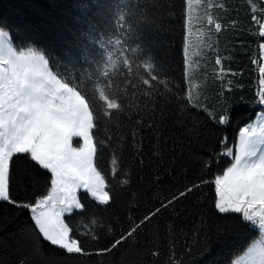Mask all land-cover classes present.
Here are the masks:
<instances>
[{
    "label": "snow or ice",
    "instance_id": "1",
    "mask_svg": "<svg viewBox=\"0 0 264 264\" xmlns=\"http://www.w3.org/2000/svg\"><path fill=\"white\" fill-rule=\"evenodd\" d=\"M247 4L259 49L256 123L238 129L235 150L224 135L202 156L195 149L212 128H230L240 87L235 73L223 78L217 51L236 22L215 13L230 5L80 0L71 25L23 29L0 16V202L31 225L16 264H129L133 252L137 264H194L197 251L240 240L218 264H264V2ZM177 25L178 64L161 39ZM213 53L209 102L198 58ZM21 187L31 196L14 195Z\"/></svg>",
    "mask_w": 264,
    "mask_h": 264
},
{
    "label": "trees",
    "instance_id": "2",
    "mask_svg": "<svg viewBox=\"0 0 264 264\" xmlns=\"http://www.w3.org/2000/svg\"><path fill=\"white\" fill-rule=\"evenodd\" d=\"M215 2H225L230 5L227 13L216 11L215 14L217 16L222 17L227 24H231L233 21L236 22L231 31H225L220 36L217 51L223 58L222 63L225 67L223 78L225 80H233L230 73H235L233 82L239 81L240 87L232 96L233 122L230 128L227 131L221 128H212L213 135L204 139L200 146L195 149L198 156L214 154L220 138L224 135H227L229 146L234 149L238 129L252 120L254 113L259 112V108L251 103L255 97L259 81L257 65L252 63L253 60L259 58V49L257 44L253 42L252 37L257 25L254 22H250V16L254 10L247 4V0H215ZM253 2L259 6V3L264 1L253 0ZM79 3L80 0H0V16L8 17L13 22L20 24L21 29L28 23L40 25L42 22L50 23L53 20L63 21L64 24L71 25L75 15H83V12L78 7ZM13 38L16 43H22L26 36L23 31L14 30ZM200 38V34L194 30L192 40H195V46L190 49L194 59L197 58V44ZM161 39L171 52L174 61L178 64L180 60L179 26L177 25L174 32L161 37ZM213 39L216 38L213 37ZM198 59L201 66L206 70L205 79L208 81L207 95L209 102H212L217 88L213 75L219 74V68H214V53ZM195 83L201 84L202 82L197 80ZM224 87L227 88L228 84L225 83ZM108 168H110V159H107L105 164V169L107 170ZM170 187L171 185L165 186V194L167 188ZM178 187L179 179L176 183V188ZM176 188H172V190L175 191ZM204 191L209 193L207 188ZM14 195H18L21 198L30 197L31 191L26 192L21 187L14 191ZM121 210L123 209L121 208ZM5 226H7V230H5ZM30 227V221L26 213L19 212L0 202V261L3 264H16L17 259L21 255L19 250L20 241L25 237ZM160 230L161 232L164 230L163 223L160 225ZM244 243V240H240L223 250L219 247H213V250L209 252L197 251L191 259L194 260V264H218L220 261H227L231 252L241 247ZM177 244L181 245L182 239L178 240ZM128 260L129 264H137V257L134 252L129 254Z\"/></svg>",
    "mask_w": 264,
    "mask_h": 264
},
{
    "label": "rangeland",
    "instance_id": "3",
    "mask_svg": "<svg viewBox=\"0 0 264 264\" xmlns=\"http://www.w3.org/2000/svg\"><path fill=\"white\" fill-rule=\"evenodd\" d=\"M263 1H264V0H263ZM192 46H195V40H192V39H191L190 49H192ZM257 114H258V113H257ZM249 123L255 125L256 120L253 118L252 120H250L249 122H247L246 124H244L242 127H246V126H248ZM242 127H241V128H242ZM238 140H239V132H238V136H237L236 144H238ZM236 144H235V147H236Z\"/></svg>",
    "mask_w": 264,
    "mask_h": 264
}]
</instances>
